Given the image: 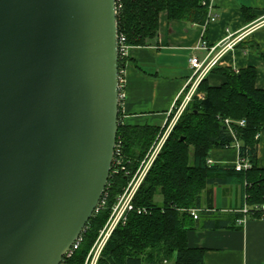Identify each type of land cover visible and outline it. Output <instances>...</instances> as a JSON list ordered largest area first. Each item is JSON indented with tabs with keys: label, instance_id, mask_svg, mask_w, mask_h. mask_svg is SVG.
Here are the masks:
<instances>
[{
	"label": "water",
	"instance_id": "obj_1",
	"mask_svg": "<svg viewBox=\"0 0 264 264\" xmlns=\"http://www.w3.org/2000/svg\"><path fill=\"white\" fill-rule=\"evenodd\" d=\"M116 13V0H0V264H59L102 196Z\"/></svg>",
	"mask_w": 264,
	"mask_h": 264
},
{
	"label": "trees",
	"instance_id": "obj_2",
	"mask_svg": "<svg viewBox=\"0 0 264 264\" xmlns=\"http://www.w3.org/2000/svg\"><path fill=\"white\" fill-rule=\"evenodd\" d=\"M208 0H116L118 34L130 46H147L156 41L160 16L168 20L202 24ZM246 18L253 19L254 15ZM123 59L119 60V69ZM222 76L219 85H209L204 77L196 95L187 103L163 144L135 196V205L149 208L145 214L129 213L106 241L96 264H203V249L190 246L187 230L197 226L203 205L209 209L212 187L239 183L248 205L264 200V168L258 166L255 135L264 130V89L255 85L256 68L212 67ZM230 119L240 141L239 155L250 167L218 165L207 160L215 148H228L233 137L224 119ZM244 120V125L236 121ZM159 131L157 126H131L122 121L119 107L117 136L122 138L124 168L134 170ZM182 137V139H180ZM128 160L130 162H128ZM110 170L105 192L106 205L85 225L82 240L65 264H83L110 207L125 185L124 172ZM160 193L162 201H154ZM201 209L194 218L189 209ZM207 221V220H206ZM207 225V222H206Z\"/></svg>",
	"mask_w": 264,
	"mask_h": 264
},
{
	"label": "crops",
	"instance_id": "obj_3",
	"mask_svg": "<svg viewBox=\"0 0 264 264\" xmlns=\"http://www.w3.org/2000/svg\"><path fill=\"white\" fill-rule=\"evenodd\" d=\"M244 10L254 18H246ZM214 11L216 20L205 27L168 20L162 14L156 41L128 49L121 66L125 124L166 126L170 109L192 75L190 55L203 59L208 52L203 42L215 46L211 52L217 59L214 66L236 70L254 66L255 85L264 89V0H214ZM231 39H236L234 45L219 55L224 42ZM206 77L209 85H219L223 80L215 72ZM256 158L258 166L264 168V130L259 133ZM209 159L213 164L234 165L238 156L232 147L215 148ZM245 196L239 183L212 187L211 207L203 205L202 213H206L199 215L196 227L187 230L188 244L203 249V264H264V219L250 217L242 224L237 222V210Z\"/></svg>",
	"mask_w": 264,
	"mask_h": 264
},
{
	"label": "built area",
	"instance_id": "obj_4",
	"mask_svg": "<svg viewBox=\"0 0 264 264\" xmlns=\"http://www.w3.org/2000/svg\"><path fill=\"white\" fill-rule=\"evenodd\" d=\"M206 9H207L206 17L204 22L201 24L204 27L214 22L217 18V14L214 11V0H208L206 2ZM117 40H118V56L120 60L126 57L128 49L131 46L126 43L125 37L122 34L117 35ZM235 41L236 39H231L227 42H224L219 55L224 53L226 50L230 49L234 45ZM202 47L208 49V52L203 59H199L194 54L190 55L188 59V65L192 69V75L187 79L184 87L182 88L181 93L183 95L180 98L178 97L179 99L176 100V102L174 103V105L172 106V108L168 113L169 117L172 116L170 118V121L168 119L166 126L162 127L164 131L160 132L157 136H155L150 146L148 147L147 151L144 153L142 158H140L139 161L137 162V165L133 171L124 168L123 164L125 161V156L123 154V148H122L123 142H122V138L116 135L115 144L113 148V158H112L111 168L113 167L112 171L114 173H119L121 171L124 172V174L127 177V180L125 185L122 187L121 192L116 197L115 202L110 207L108 218L106 219L103 226L99 229L96 240L94 241L90 250L88 251V254L83 264L97 263L100 252L104 247L106 241L110 237L111 233L118 225L124 224L126 222L129 213L145 214L150 212L149 208L147 207L135 205L133 199L142 181L144 180L146 174L148 173L150 167L152 166L154 160L158 156L161 147L163 146L164 142L169 136L176 119L180 116L187 103L192 99L194 95H196L198 98H203V93L198 92L197 87L200 81L207 76V74L210 72L212 67L216 64L217 59L211 56V52L212 50H214L215 46L209 47L203 42ZM124 88H125V81L122 74V70L120 68L118 74V101L121 111L123 107V100L125 97ZM232 122L233 121H231L228 118L224 119V123L226 124L229 132L233 137V141L228 148L232 147L237 152L238 160L234 164L235 169L245 170L250 167V163L246 157H241L239 155L240 141L235 136V131L233 130L234 128ZM236 124L243 126L244 120L236 121ZM258 137H259V133L255 135V138L257 140ZM256 147H257V143H256ZM207 161L211 163L210 159H208ZM128 162L130 161L128 160ZM106 198H107V192H105L104 189L102 196L94 210V213H97L100 209L105 207ZM199 210L201 209L191 208L189 209V212L193 215L194 218H196L197 212ZM237 211L240 214L239 218L237 219L238 224H242L247 218L250 217L264 219V200L261 203L254 205H248L246 202H244L242 207H240ZM84 230L85 227L81 232V234L71 244L69 249L64 253L62 260L59 264H65V260L71 257L73 252L78 248L82 240V233L84 232Z\"/></svg>",
	"mask_w": 264,
	"mask_h": 264
},
{
	"label": "rangeland",
	"instance_id": "obj_5",
	"mask_svg": "<svg viewBox=\"0 0 264 264\" xmlns=\"http://www.w3.org/2000/svg\"><path fill=\"white\" fill-rule=\"evenodd\" d=\"M172 116H170V117H168L169 118V121H170V118H171ZM179 118V117H178ZM178 118L176 119V121H175V123H174V125H173V127H172V130H173V128H174V126H175V124H176V122L178 121ZM171 130V131H172ZM164 131V129L163 128H161V127H159V131L156 133V135L155 136H157L160 132H163ZM171 133V132H170ZM163 147V146H162ZM162 147H161V149H162ZM161 151V150H160ZM154 201L157 203V204H160L161 203V201H162V196H161V194L160 193H156L155 194V196H154ZM95 240H96V238H95Z\"/></svg>",
	"mask_w": 264,
	"mask_h": 264
}]
</instances>
